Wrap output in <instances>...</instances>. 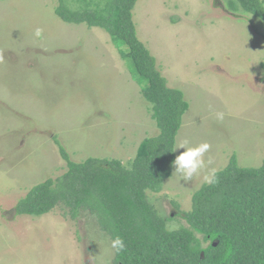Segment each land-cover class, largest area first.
<instances>
[{"label":"rangeland","instance_id":"rangeland-1","mask_svg":"<svg viewBox=\"0 0 264 264\" xmlns=\"http://www.w3.org/2000/svg\"><path fill=\"white\" fill-rule=\"evenodd\" d=\"M232 1L137 0L133 9L138 39L189 104L175 145L210 144L205 158L217 172L232 155L241 167L264 160V23ZM56 4L0 1V264H113L111 239L89 212L74 219L64 206L37 217L16 212L32 187L66 171L60 147L73 162L129 167L139 144L158 134L109 35L64 23ZM173 172L161 192L147 194L170 217L168 231L186 225L191 197L205 185Z\"/></svg>","mask_w":264,"mask_h":264},{"label":"trees","instance_id":"trees-1","mask_svg":"<svg viewBox=\"0 0 264 264\" xmlns=\"http://www.w3.org/2000/svg\"><path fill=\"white\" fill-rule=\"evenodd\" d=\"M55 1L54 12L64 23L109 35L150 104L158 134L139 144L129 167L116 159L73 162L60 147L66 171L32 187L17 203V214L37 217L58 206L73 219L82 210L89 212L110 239L120 236L125 242L113 264H264V160L259 167H241L232 155L214 185L193 193L190 210L183 214L186 225L177 230H167L170 217L160 216L147 198L161 192L171 176L175 140L189 104L180 90L167 85L138 39L137 0H74L76 7L69 0ZM234 1V10L237 5L264 23L263 0Z\"/></svg>","mask_w":264,"mask_h":264},{"label":"clouds","instance_id":"clouds-1","mask_svg":"<svg viewBox=\"0 0 264 264\" xmlns=\"http://www.w3.org/2000/svg\"><path fill=\"white\" fill-rule=\"evenodd\" d=\"M43 32L42 28L37 27L34 31V36L37 39H41ZM216 118L222 120L224 114L222 112L216 113ZM210 147L211 145L206 142L193 145L187 139L178 142L175 145L174 152L178 149H184V151L172 163L173 175L179 177V181H190L200 176L203 184L214 185L217 182V171L215 168L210 167L211 159L205 158ZM178 227V225H171L169 230ZM109 247L115 253L123 252L126 249L125 242L120 236L112 238L109 242Z\"/></svg>","mask_w":264,"mask_h":264},{"label":"bare ground","instance_id":"bare-ground-1","mask_svg":"<svg viewBox=\"0 0 264 264\" xmlns=\"http://www.w3.org/2000/svg\"><path fill=\"white\" fill-rule=\"evenodd\" d=\"M134 62V61H133Z\"/></svg>","mask_w":264,"mask_h":264}]
</instances>
